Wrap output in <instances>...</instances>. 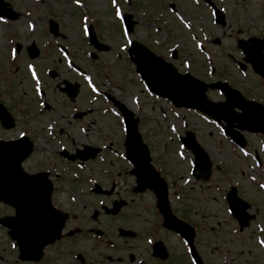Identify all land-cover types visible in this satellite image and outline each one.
I'll use <instances>...</instances> for the list:
<instances>
[{
	"label": "rangeland",
	"instance_id": "rangeland-1",
	"mask_svg": "<svg viewBox=\"0 0 264 264\" xmlns=\"http://www.w3.org/2000/svg\"><path fill=\"white\" fill-rule=\"evenodd\" d=\"M6 1L15 11L19 12V15L14 20L0 17V100L6 104L16 118V127L0 131V137H17L20 132L27 131L37 141L36 148L38 149L44 142L42 137H50L45 129L50 122L47 120L50 114L40 112L38 98L32 89L41 86L34 84L32 76L29 75L28 65H32L33 72H38L41 79L45 81L44 89L50 93L51 103L56 107L55 111H50L51 113L59 111L57 104L64 106L67 113L72 111V107H79L78 105L83 107L94 105L98 110V112L86 116V119H72L70 125H61L69 130V137H82L79 140L76 138L78 142H91L94 137H103L105 140L110 138L116 143H121L122 137H125L121 117L115 113L106 99L99 97L102 102L99 99L93 103L94 95L88 89L87 83L78 74L70 71L69 62L63 57L64 52L60 46H65L68 53L72 55L74 64L83 67L82 69L89 72L100 88L110 89L139 116L140 131L145 141L152 145L156 161L161 163L168 176L175 180V188H180V191L183 189V203L180 204L179 202L182 201L174 199L177 210L183 209L186 214L189 212L192 218H198L199 226H201L200 231L204 232H202V238L206 236L205 230L211 229L210 226H206L209 223L215 226L216 230H224L223 238L218 239L220 244L223 241L226 248L238 249V239L234 234L227 233L232 229L231 225L228 226L231 218L223 203V190L227 184L238 182V179L233 177L234 174L239 175L237 167L241 165L239 158L232 155L236 152L232 150L231 145L228 146L227 142L222 141L223 136L219 133L218 128L208 123L202 115L175 108L170 102L149 94L140 81L134 65L131 64V66L128 63L126 50L122 51L121 49V45L126 44V39L121 31L118 32L119 21L115 17V8L111 0H79V3L76 0ZM177 2L191 16L194 15L193 9L185 8L187 6L185 1L177 0ZM121 4L125 11L134 16L135 25L131 33L132 38H137L167 59H169L170 48L180 43L181 58L179 60L171 59L180 71L186 69L183 66L184 59H192L191 63L193 62L194 65L201 61L194 43L191 44L190 34L175 15L167 11L168 8L165 7L162 0H121ZM180 13L182 14V12ZM51 18L59 22V30L66 36L65 39L55 38L49 32ZM185 19L187 18L185 17ZM29 24L33 25L31 29L28 27ZM88 25H93L99 41L111 47L109 51L98 52L93 48L89 43L88 33L84 34ZM33 42L41 49V54L35 59H31L27 52V47ZM19 44L21 49L18 53L16 52V58H11L13 55L11 52H15V46ZM91 51L98 53L97 58L89 56ZM214 64L218 68L216 77L221 74L227 76L228 63L220 60ZM51 69L57 70L58 79L66 77L69 80L81 82L78 104L76 102L72 105L65 102V96L56 88V82L48 75V70ZM193 73L201 78H209L204 71L197 69V65ZM172 124L176 125L177 132L180 133H183L187 128L194 130L202 145L208 149L214 164L210 185L195 180L185 183V178L189 176L191 167L189 163L191 155H187L186 160L179 158L177 151L179 142L175 130L171 129ZM83 127L86 131H82ZM182 149L185 148L182 147ZM37 154L38 152H35L32 159L25 164L29 171L36 167L33 164V158H36ZM250 173L253 172L248 169V174ZM73 175L80 176V178L87 177L88 181L90 177L94 178V174L81 170L70 171L69 176ZM129 180L131 179L129 178ZM240 187V194L248 201L254 203L261 201L257 200L260 199L257 188L251 185L247 179H240ZM139 199L144 215L148 219L147 224L155 227L158 217L151 204V195L148 193ZM89 200L91 198H87L88 202ZM150 205L151 207L148 209ZM98 206L97 202L89 207L97 208ZM132 208H128L127 211H131ZM8 213H11L10 209L0 207V215ZM118 223H122L121 219L110 221L109 218H102L100 226L108 229L112 225L111 228H117ZM86 225H90V222ZM87 227L85 226L83 229L86 230ZM84 236L82 235V238L76 236L70 241L69 250L64 255L65 264L72 262L73 251L89 246V242L81 243ZM8 238L6 230L0 227V255L3 258L0 264H4V261L15 263V250ZM214 241H217L216 238ZM84 249L87 256V248ZM56 257L57 255L54 254V260L58 262ZM59 260L62 262L63 257L60 256Z\"/></svg>",
	"mask_w": 264,
	"mask_h": 264
},
{
	"label": "flooded vegetation",
	"instance_id": "flooded-vegetation-1",
	"mask_svg": "<svg viewBox=\"0 0 264 264\" xmlns=\"http://www.w3.org/2000/svg\"><path fill=\"white\" fill-rule=\"evenodd\" d=\"M181 1H185L186 9H193L194 15L191 16L184 8L175 5L178 11L181 12L182 9L190 15L191 26L196 33L194 40L200 39V36L207 37V46L201 48L206 52V57L203 55V59L212 62H220V60L228 62L226 75H234L228 77L229 82L247 99L256 101L262 110L261 114L264 115V0H198L197 4L192 0ZM214 9L218 12L223 10V22L216 21ZM217 39H220L218 43L215 42ZM176 56L180 57L179 54ZM260 58L263 62L256 64ZM214 71L215 67H213V73ZM214 92L211 91L210 94L215 100L224 98V96L218 97ZM47 109L54 110V108ZM94 112L92 110L86 116ZM65 115L68 116V114ZM59 132L63 135L65 131L60 129ZM244 134L245 144L241 150L256 164L259 179L256 184L249 183L257 188L260 195V199L257 200L261 201L259 203L250 201L254 218L244 229H240L236 220L232 221V229L227 233L234 234L238 239V249L226 248L223 241L220 244L218 239L223 238L224 230H216V227L209 223L206 226H210L211 229L205 230L206 236L202 238L203 231H200L198 218H192V215L189 212L186 214L183 209L177 210V204L174 203L172 195L170 203L173 204L176 215L194 226L193 236L187 240L182 232L163 227L162 216L157 213L158 221L155 227L148 225L139 197L149 193L152 204L155 196L149 190L135 192L136 178L130 171L132 164L111 154V152L119 154L124 151L122 142L116 144L113 139L105 140L103 137H94L89 143L77 141L82 137H54L58 138L57 140L52 137H42L44 142L39 149L35 148L38 156L33 158V164L36 167L31 172L47 171L53 180V204L69 214L65 231L72 226L84 228L89 222L93 224V220H96L93 213L98 208L89 206L95 205L99 200L108 205L121 200L126 201L125 206L116 215L106 214L104 211L98 213L97 224L101 223V218H109L110 221L121 219L122 223H118L117 228H111L112 225H110V229L105 230L102 236L94 235V238L92 234L90 238L85 236L81 243H90L89 246L84 247L87 248L88 259L85 249L80 248L78 252L82 254L77 260L72 257L70 264H195L193 258L200 264L193 252L190 253L191 246L200 256L201 264H264V247H261V243H264V193L260 188V185L264 184V133L244 132ZM56 141L62 144L69 142L73 148L70 149L65 144V146L56 145ZM86 143L101 147L105 145L106 149H102L95 158L73 162L59 154L61 146L73 150ZM239 149L237 150L241 153ZM65 163L81 164L85 169L95 173L98 183L105 191L88 192L93 185L88 182H70L59 171L53 176L52 172L58 168L62 169ZM104 171L107 172L104 173ZM72 197L75 201H72ZM90 197L91 200L87 202L86 199ZM131 207H133L132 210L127 211ZM150 207L151 205L148 209ZM120 227H125L131 233L121 234L118 230ZM82 234V231L76 233L77 236ZM79 238L82 237L79 236ZM215 238L217 241H214ZM70 241V237L63 236L58 242L45 248L44 256L40 261H29L23 264H65L64 255L69 250ZM54 254L57 255L58 262H55ZM73 254L75 255L72 252V256ZM14 255H16L15 264L21 262L17 251ZM60 256L63 257L62 262L59 260ZM3 263L12 264L13 262L4 261Z\"/></svg>",
	"mask_w": 264,
	"mask_h": 264
},
{
	"label": "water",
	"instance_id": "water-1",
	"mask_svg": "<svg viewBox=\"0 0 264 264\" xmlns=\"http://www.w3.org/2000/svg\"><path fill=\"white\" fill-rule=\"evenodd\" d=\"M7 5V2L0 0V15L16 18L18 13L7 8ZM129 18L130 16H126L128 24H130ZM51 24V31L55 35H59L58 24L54 21H51ZM91 41L99 50L108 49L107 46L97 41L93 31ZM133 52L136 53V57L133 59L138 65V70L150 88L157 94L170 98L177 106L198 108L206 113L225 118L230 122L226 131L235 138L239 135L232 130V126L235 125L234 121L237 122L236 126L241 129L257 131L262 128L260 118L254 110L255 107L244 102L212 103L206 99V86L203 82L190 76L179 75L171 65L164 62L162 58L156 57L141 44L135 43L130 53ZM30 53L32 57L38 55V50L34 45L30 48ZM66 84L67 88L64 90H68L74 98L78 86L68 82ZM73 86L75 89H72ZM117 104L122 109L127 124L128 156L136 164L134 172L138 176L140 187H149L156 191L159 197V208L165 215V224L176 230L181 229V223L170 211L164 180L150 164L149 151L143 144L142 136L138 130V119H135L133 113L122 104L118 102ZM236 105L243 109L242 113L235 114L233 112V107ZM0 115L5 127L14 126L10 113L2 104H0ZM183 141L196 154L197 168L202 171L198 176L208 178L210 173L208 156L197 143L195 134L187 132ZM31 150L32 143L28 138L0 142V201L6 200L17 208V216L8 217L4 222L11 227L12 237L20 243L22 256L39 258L44 246L59 237L64 219L60 218L58 214L51 215L55 212L50 200L52 189L49 182L43 183L39 180L41 174L28 175L21 167V162ZM230 200L236 213L245 208L233 195Z\"/></svg>",
	"mask_w": 264,
	"mask_h": 264
},
{
	"label": "snow or ice",
	"instance_id": "snow-or-ice-1",
	"mask_svg": "<svg viewBox=\"0 0 264 264\" xmlns=\"http://www.w3.org/2000/svg\"><path fill=\"white\" fill-rule=\"evenodd\" d=\"M76 2L79 3V0H76ZM111 3H112V5H113V7L115 8V17L117 18V20H119L120 17H121V11H120V9H119L118 7H115V5H116V0H111ZM28 27H29V29H31V28L33 27V25L29 24ZM184 27L187 28V27H189V25H188V24H185ZM84 34L87 35V29H85ZM127 35H128V34L125 32V34H124L125 39H127ZM196 47H197V48H200V47H202V46H201L199 43H197V44H196ZM13 58H14V54H13ZM185 67H189V65H188V64H185ZM28 71H29L30 73H32V79L35 80V79H36V76H35V73L33 72L32 65H28ZM86 79H87V78H86ZM93 91H95V89H93ZM37 94H39V88H37ZM173 130H175V129H173ZM20 135H21V136H24L25 134H24L23 132H21ZM185 183H188V181H185ZM260 188H261V189H264V184H261V185H260ZM51 215H52V216H55L56 213H51ZM149 243H151V241H149ZM261 247H264V243H261Z\"/></svg>",
	"mask_w": 264,
	"mask_h": 264
}]
</instances>
